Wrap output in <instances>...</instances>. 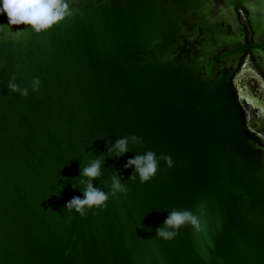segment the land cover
<instances>
[{
	"label": "water",
	"instance_id": "95a60500",
	"mask_svg": "<svg viewBox=\"0 0 264 264\" xmlns=\"http://www.w3.org/2000/svg\"><path fill=\"white\" fill-rule=\"evenodd\" d=\"M69 6L40 35L0 16V264H264V145L242 102L264 113V0ZM131 135L142 142L92 181L108 192L121 174L127 194L66 212L82 167ZM149 150L173 166L129 182L127 159ZM173 208L199 230L157 238Z\"/></svg>",
	"mask_w": 264,
	"mask_h": 264
},
{
	"label": "clouds",
	"instance_id": "9594fccd",
	"mask_svg": "<svg viewBox=\"0 0 264 264\" xmlns=\"http://www.w3.org/2000/svg\"><path fill=\"white\" fill-rule=\"evenodd\" d=\"M71 15L69 0H0V16L6 18L7 26L16 29L26 28L35 35L49 31ZM7 88L11 93H18L22 98L29 95V89L18 85L15 76L9 79ZM30 88L33 93L39 91V78H33ZM141 142V138L135 135L117 139L107 148L105 154L90 160L87 165L83 166L78 183L72 186L73 190L77 187L82 190V198L74 196L65 204V211L75 213L83 218L89 210H102L110 196L126 195L128 189L122 183L124 177L121 174H114L109 177L108 192L94 186L92 181L99 180L104 175L102 166L106 157L119 159L128 153L130 144L139 145ZM161 160L165 162L167 167L173 166L170 156H157L151 150L127 159L124 170H132L128 176V181L136 182L137 178L140 183L150 181L159 170ZM186 224H191L199 230L198 221L190 210L173 208L163 224L156 228L155 236L163 240L172 239L178 234L179 229Z\"/></svg>",
	"mask_w": 264,
	"mask_h": 264
},
{
	"label": "flooded vegetation",
	"instance_id": "af4514ba",
	"mask_svg": "<svg viewBox=\"0 0 264 264\" xmlns=\"http://www.w3.org/2000/svg\"><path fill=\"white\" fill-rule=\"evenodd\" d=\"M242 24L244 25L247 37L248 36L251 37L250 28L245 20V16ZM243 62L244 65L252 66V60L248 55L245 56ZM255 71L257 72V70ZM242 102L244 103L247 117L249 119H253L257 123V125L254 128V131L256 132V135L259 138L260 143L264 145V113H262L259 109H253L251 105L247 103L246 100L243 99Z\"/></svg>",
	"mask_w": 264,
	"mask_h": 264
},
{
	"label": "trees",
	"instance_id": "16d2710c",
	"mask_svg": "<svg viewBox=\"0 0 264 264\" xmlns=\"http://www.w3.org/2000/svg\"><path fill=\"white\" fill-rule=\"evenodd\" d=\"M239 12V19H240V22L243 23V20H244V16L245 14H243V11L242 10H238ZM246 25V23H245ZM247 42H250V37L248 36L247 37ZM249 56V54H247ZM244 60V59H243ZM263 145V144H262Z\"/></svg>",
	"mask_w": 264,
	"mask_h": 264
}]
</instances>
